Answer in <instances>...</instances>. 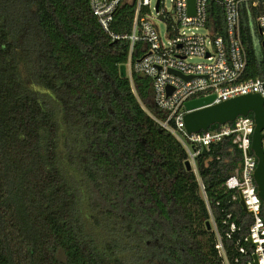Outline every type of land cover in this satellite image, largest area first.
I'll return each instance as SVG.
<instances>
[{"label":"trees","instance_id":"16d2710c","mask_svg":"<svg viewBox=\"0 0 264 264\" xmlns=\"http://www.w3.org/2000/svg\"><path fill=\"white\" fill-rule=\"evenodd\" d=\"M221 1L207 27L226 37ZM261 14L264 0L241 7L244 81L264 77ZM135 15L122 4L112 31L131 34ZM129 51L90 0H0V264H225L218 237L228 264L252 262V217L225 187L243 164L234 136L200 157L205 200Z\"/></svg>","mask_w":264,"mask_h":264},{"label":"built area","instance_id":"2783aa9c","mask_svg":"<svg viewBox=\"0 0 264 264\" xmlns=\"http://www.w3.org/2000/svg\"><path fill=\"white\" fill-rule=\"evenodd\" d=\"M133 2L136 4V15L132 32L127 36H120L112 31V25L115 13L126 0H90L92 11L104 32L113 41H130L129 77L132 79V73L135 72L152 80L154 103L168 113L166 120L156 121L172 134L186 151L187 162L197 177L205 200L206 192L199 177L198 167L203 150L205 148L207 152L213 144L234 136V144L243 153V164L227 180L225 187L238 193L239 202L240 195L243 196L247 214L252 217L249 235L252 239L250 244L254 246L252 257L257 256L258 264H264L263 204L254 181L258 161L251 153L254 117L238 118L233 125L222 126L218 132L209 130L189 133L184 121L185 115L189 113L185 107L189 101L214 96L211 105H216L249 94H257L264 99V77L243 80L248 56L243 43L241 16L244 3H252L253 7H258L261 0L221 1L226 18V37L212 33L207 27L209 0H195L194 14L190 13L189 0H171V11L167 10L165 0H160L158 10V0L155 4L153 0ZM159 23L165 25L166 42L161 37ZM255 27L261 38L258 47L264 49V14L256 17ZM139 43L142 44V57L132 65L135 46ZM195 57L202 58L205 62L192 63L190 60ZM211 221L214 224L213 217ZM236 230L233 225L231 231ZM227 236L231 238V233ZM249 237L246 238L247 242ZM216 249L225 259V264H228L220 237ZM239 252L247 254L248 250L242 247ZM249 264H255L254 259Z\"/></svg>","mask_w":264,"mask_h":264},{"label":"water","instance_id":"95a60500","mask_svg":"<svg viewBox=\"0 0 264 264\" xmlns=\"http://www.w3.org/2000/svg\"><path fill=\"white\" fill-rule=\"evenodd\" d=\"M159 4L160 0L157 3V10L159 9ZM189 6L190 13L194 14L195 0H189ZM172 73L182 76L177 72ZM185 79L189 78L185 77ZM170 91L171 89H169ZM214 99V96H211L186 103L185 107L189 111L184 117L186 129L189 133L207 132L214 125L226 126L234 123L238 118L253 115L255 129L252 135L251 153L254 154L258 161L254 172V181L257 186L258 196L262 200L264 215V99L260 95L249 94L211 105ZM205 152L206 149L204 148L203 153ZM186 167L191 171L189 162L186 163ZM240 206L245 213H248L242 195H240ZM208 228L211 229L210 223H208ZM249 243H252L251 237H249ZM253 259L254 263L258 264L257 256H254Z\"/></svg>","mask_w":264,"mask_h":264},{"label":"rangeland","instance_id":"374dc122","mask_svg":"<svg viewBox=\"0 0 264 264\" xmlns=\"http://www.w3.org/2000/svg\"><path fill=\"white\" fill-rule=\"evenodd\" d=\"M126 2L128 3H132L133 0H126ZM156 0H153V4H155ZM166 3V8L168 11L172 10V2L171 0H165ZM159 28H160V33H161V37L163 38V40L166 42L167 38L165 37V25L163 23H159ZM201 33H205L204 30H200ZM192 63L198 64V63H203L205 62L204 59L202 58H193L192 60H190ZM212 223V222H211ZM213 224V223H212Z\"/></svg>","mask_w":264,"mask_h":264},{"label":"crops","instance_id":"0c3cea01","mask_svg":"<svg viewBox=\"0 0 264 264\" xmlns=\"http://www.w3.org/2000/svg\"><path fill=\"white\" fill-rule=\"evenodd\" d=\"M255 20H256V18L252 19L251 27H252V30H253V34H254V38H255L256 44L259 46L260 43H261V38H260V35L258 33V30L255 27Z\"/></svg>","mask_w":264,"mask_h":264}]
</instances>
